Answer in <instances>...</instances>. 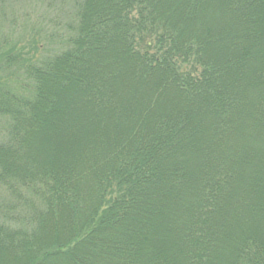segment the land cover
Masks as SVG:
<instances>
[{"label": "trees", "instance_id": "1", "mask_svg": "<svg viewBox=\"0 0 264 264\" xmlns=\"http://www.w3.org/2000/svg\"><path fill=\"white\" fill-rule=\"evenodd\" d=\"M69 1L0 0V264H264V0Z\"/></svg>", "mask_w": 264, "mask_h": 264}, {"label": "rangeland", "instance_id": "2", "mask_svg": "<svg viewBox=\"0 0 264 264\" xmlns=\"http://www.w3.org/2000/svg\"><path fill=\"white\" fill-rule=\"evenodd\" d=\"M12 0H8L9 2ZM16 5L15 10H8L7 9V21L9 22L8 25L14 24V26L18 27L23 25L26 20L32 21L35 26L38 28L37 30L40 33H44L46 27L51 24L54 20H60L63 23L71 18V6L69 7V0H15ZM20 5V6H19ZM70 5V4H69ZM13 28H11L7 33L6 36L9 37V40H20L22 37L20 36L21 32L13 33ZM42 34L37 35L35 38L36 42L35 45L40 47L38 51H46L52 50L55 45H53V41L50 38L43 37ZM14 35V37H13ZM16 37V38H15ZM26 53V50L23 51ZM10 200L8 195L2 194L0 191V203H7Z\"/></svg>", "mask_w": 264, "mask_h": 264}]
</instances>
